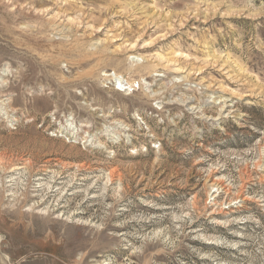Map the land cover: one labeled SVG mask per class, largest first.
Masks as SVG:
<instances>
[{
	"label": "rangeland",
	"instance_id": "rangeland-1",
	"mask_svg": "<svg viewBox=\"0 0 264 264\" xmlns=\"http://www.w3.org/2000/svg\"><path fill=\"white\" fill-rule=\"evenodd\" d=\"M0 98V264H264V0H0Z\"/></svg>",
	"mask_w": 264,
	"mask_h": 264
},
{
	"label": "built area",
	"instance_id": "built-area-1",
	"mask_svg": "<svg viewBox=\"0 0 264 264\" xmlns=\"http://www.w3.org/2000/svg\"><path fill=\"white\" fill-rule=\"evenodd\" d=\"M120 78V77H119ZM121 79V78H120ZM122 84L123 85H126L127 83H126V80H122ZM120 91H123V90H125V88H124V86L123 87H121V88H118Z\"/></svg>",
	"mask_w": 264,
	"mask_h": 264
},
{
	"label": "bare ground",
	"instance_id": "bare-ground-1",
	"mask_svg": "<svg viewBox=\"0 0 264 264\" xmlns=\"http://www.w3.org/2000/svg\"><path fill=\"white\" fill-rule=\"evenodd\" d=\"M105 74V73H104ZM122 81V79H119L118 82L120 83ZM1 99V98H0ZM228 100V99H227ZM222 110V109H221ZM105 263V262H104Z\"/></svg>",
	"mask_w": 264,
	"mask_h": 264
}]
</instances>
